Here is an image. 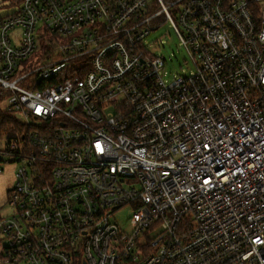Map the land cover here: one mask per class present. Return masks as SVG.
Instances as JSON below:
<instances>
[{
  "label": "built area",
  "instance_id": "2783aa9c",
  "mask_svg": "<svg viewBox=\"0 0 264 264\" xmlns=\"http://www.w3.org/2000/svg\"><path fill=\"white\" fill-rule=\"evenodd\" d=\"M14 1L0 264H264V0ZM160 18L191 74L145 47Z\"/></svg>",
  "mask_w": 264,
  "mask_h": 264
},
{
  "label": "rangeland",
  "instance_id": "374dc122",
  "mask_svg": "<svg viewBox=\"0 0 264 264\" xmlns=\"http://www.w3.org/2000/svg\"><path fill=\"white\" fill-rule=\"evenodd\" d=\"M18 9V4L14 0H0V18L6 17L14 13ZM152 34L145 40L144 44L147 49L158 56L166 58L165 71L174 75H189L194 69V65L189 57L188 52L181 43V40L174 28L164 22L163 18L158 19ZM42 46H44L42 44ZM38 54L32 56L28 63L35 64L37 62ZM76 66L81 63L75 62ZM165 80H170L165 77ZM7 102L4 101L2 107L5 108ZM9 117H16L18 122L22 124V118L16 114H9ZM0 148L4 149V142L0 140ZM0 171V207L6 210L8 202V194L13 189L16 182V171L18 165L15 163H3ZM4 213V212H3ZM133 208L126 205L116 212H114L112 221L117 223L120 228H129V218L132 216Z\"/></svg>",
  "mask_w": 264,
  "mask_h": 264
},
{
  "label": "trees",
  "instance_id": "16d2710c",
  "mask_svg": "<svg viewBox=\"0 0 264 264\" xmlns=\"http://www.w3.org/2000/svg\"><path fill=\"white\" fill-rule=\"evenodd\" d=\"M44 41L46 46L43 47V52L48 51L50 48H56V37H48L47 34L44 36ZM5 97L4 95H0V139H9L16 135H21L26 132V128L18 122L16 117H9L7 111H5L2 107L4 103ZM75 264H80L76 262Z\"/></svg>",
  "mask_w": 264,
  "mask_h": 264
}]
</instances>
